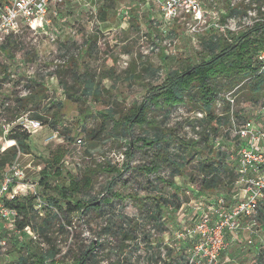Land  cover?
Instances as JSON below:
<instances>
[{"label":"rangeland","instance_id":"374dc122","mask_svg":"<svg viewBox=\"0 0 264 264\" xmlns=\"http://www.w3.org/2000/svg\"><path fill=\"white\" fill-rule=\"evenodd\" d=\"M142 4L140 0L67 1L57 8L56 14H50V24L41 25L37 32L25 29L9 39L7 49H0V129L2 121L10 122L20 117L35 119V111L41 113L42 127L30 133L29 152L22 153L19 162L25 172V182L33 184L25 190L26 195L39 197L33 201L36 216L32 221L44 227L42 218L46 214L52 216L45 234L29 227L20 233L14 222L0 221V264H16L25 254L26 245L38 252L53 246L59 264H78L81 252L89 249L92 241L96 247L91 254L93 261L88 264H130V250L132 254L138 251L153 254V260H145L143 253L146 264H184L189 245L176 238L175 233L190 227L198 217L197 212L206 205L203 196L196 193L199 186L196 166L207 156L215 159L219 151L237 154L236 141L228 127L232 123L231 115L240 109L248 115L257 103L264 101V96L250 100L246 85L236 94V102L227 111L228 100L224 94L242 77L231 83L220 78L213 111L215 117L223 115L225 122L219 125L217 135L210 131L214 119L202 116L196 99L188 98L185 103L170 108L168 113L161 106L150 105L147 121L134 125L132 136L126 138L119 136L120 128H112L111 120L99 113L111 108L116 119L140 103L149 88L161 83L169 72L209 59L205 42L213 35L222 38L231 32L208 27L213 22L212 15H217L222 25L231 9L237 11V26L242 27L231 32L237 34L264 19V0L205 1V22L197 26V32L188 26L195 25L192 19L176 20L170 25L158 20L154 24L152 20L159 19V13L153 7L145 9ZM98 6L104 8L105 20H101ZM249 21L253 23L245 25ZM51 35L55 37L52 41ZM156 38L170 44L161 41L155 44ZM64 44L66 47L61 46ZM75 49H79L78 55L69 54L68 59L76 63L79 73L91 77L93 84L99 86L97 96L82 95V84L73 80L67 63H62L64 55ZM60 81L67 86L63 87ZM41 85L47 96L41 100L40 109L36 110L29 103L31 109L22 110L17 99ZM56 102L61 106L55 105ZM52 117L58 120L54 128L45 124L52 121ZM101 123L106 125L107 132L102 140L93 141L90 133ZM158 129L171 136L160 142L159 147H141L140 142L137 143L128 161L129 168L124 169L130 138H151ZM203 131L211 135L206 145L200 140ZM190 141L197 145L186 147L184 143ZM7 147H11L10 142L3 150ZM58 152L61 153L60 172L53 173L48 163ZM179 156L185 158L186 165L182 167V174L174 175V168L166 159ZM143 165H156L157 171L147 173L141 169ZM111 167L122 170L121 175ZM44 168L49 171V177L45 178L46 184L41 185L40 171ZM84 174L92 178L88 196L99 200L100 206H91L84 214L74 212L65 221L61 211L53 218L56 210L48 203V196L54 195L53 186L67 185L70 178ZM109 182H112L111 190L106 191ZM86 197L85 194L82 198ZM158 207L161 226H157L149 214V211L155 213ZM128 219L132 220L133 232L124 240L122 233L129 230ZM250 230L254 231L253 236ZM145 234L147 245L141 242L146 240ZM249 236L252 244L246 245ZM226 238L223 264H252L264 247V223L257 221L249 229L243 228L239 240L232 241L229 233Z\"/></svg>","mask_w":264,"mask_h":264},{"label":"trees","instance_id":"16d2710c","mask_svg":"<svg viewBox=\"0 0 264 264\" xmlns=\"http://www.w3.org/2000/svg\"><path fill=\"white\" fill-rule=\"evenodd\" d=\"M97 11L101 14V20H105L104 8L98 6ZM237 13V11L231 9L229 14L233 15ZM9 39H7L6 43L1 46L2 50L7 49ZM88 41L89 39H86L85 42L88 43ZM205 45L209 51V59H204L194 64L189 63L183 66V68L180 70H173L169 72L166 74L161 83L152 85L149 88L147 95L140 103L133 105L127 113L119 115L118 118L114 119V110L111 108H108L106 113H99V115L111 120L112 128L115 130L120 128V133L118 135L126 138L127 136H132V129L134 125H141L147 121L146 115L150 105L161 106L166 110V113H168L170 108L177 104L185 103L188 98L196 99V101L200 103V111H202V116H208L210 120L214 119V126L211 127L210 131L217 135L220 128L219 125L222 126L225 122L223 115H217L215 117L213 111V104H216V101L218 100L216 96L219 93H217L216 89L219 85L218 82L220 78H226L228 79V83H231L233 80H237L242 77L238 83L234 84L226 91L228 92L232 90L241 83V85L236 89L234 96L242 91L246 85L249 87L250 100L261 95L262 97L264 96V68L261 69L263 63H261V61L258 59L260 51L264 48V19H262V21L255 22L252 27H248L244 31L237 34L232 35L231 32H228V36H224L222 38L213 35L205 42ZM61 46L66 47L65 44ZM70 62L71 61L67 59L64 63H67L66 65L69 68L68 70L72 72L73 80L82 84V95H99V86L93 84L92 78L85 76L86 74L84 75V73H79L77 67L75 66L76 63ZM73 68L75 70H73ZM64 71L68 72L67 69ZM60 83L63 87L67 86L63 81H60ZM44 90L45 87L41 85L40 88L29 91L28 94L23 98H18L16 102L22 110H30L31 107H29V103H31L33 108L38 110L40 109L41 100L47 96L46 93H44ZM55 105L60 107L61 103L56 102ZM226 105V110L228 111L230 107L228 101ZM254 105L256 104L254 103L253 106ZM256 108H254V110ZM244 113L245 110L241 109L235 112L233 121L231 120L232 123L228 126L231 132L235 125H239L242 122L243 118L254 116L252 111H249L248 115ZM34 118L41 120V123H43L41 113L35 111ZM57 122L58 120L52 117V121H46L45 124L51 128H54L57 125ZM205 131H203V133L200 135V140L206 145L209 136L211 135ZM106 132V125L101 123L97 129L91 131V139L93 141L102 140L103 135ZM228 134L230 133L227 132L226 135ZM29 135L30 133L26 132L25 130H20L16 125L13 127L9 137L14 139L15 143L11 145V147L5 148L0 153V171L3 172L4 169L13 161V159L16 157L17 151H20L21 153L29 152ZM170 136L171 133H164L158 129L151 138L141 136L130 138L125 150L126 163L124 165V169L129 168L128 161L133 157L137 143L140 142L141 147H159V143L164 139H168ZM234 140L237 141V138H234ZM184 144L186 147L188 146L192 148L197 145L193 143V141L185 142ZM234 155L235 154L232 153L219 151L215 159H210L207 156L205 161L198 162L195 175L199 179V186L196 190V193L203 196L206 204H210L218 196H226L225 198L228 201L235 191L238 173L236 161H233L232 159ZM60 157L61 153L58 152L53 156V161L48 163V168L53 169V173L60 172L58 163ZM166 162L173 166L174 175L182 174V167L184 168L186 165L185 158L182 156L174 159L167 157ZM107 167L110 166L108 165ZM141 169L147 173L156 172L157 166L143 165ZM111 170H115L119 176L122 173V170H116L114 167H111ZM40 174L41 176L39 183L44 185L46 184L45 178L49 177V171L44 168L40 171ZM190 179L193 180L194 177L190 176ZM161 180L165 182L163 179ZM111 186L112 182H109L106 185V191H110ZM91 188L92 178L91 175L87 174H84L81 177L75 176L70 178L67 185H54V195L48 196V203L50 204L49 206H52L56 210V212H53V218H56L58 212L61 211L65 214V217H63V220L65 221L67 216L74 212H80L81 214H84L89 208H91V206H95V208L100 206L101 203L94 205V203L99 200L88 196ZM85 194L87 197L82 198L85 196ZM37 199H39V197L36 195L31 196L28 194H17L11 200H5V204L8 207L14 209L17 213L14 223L18 232L22 233L25 227H29L34 231L40 230L41 232L46 233L49 222L52 218L51 215L46 214L45 217L42 218V221L45 223L44 227H38L32 221V219L36 216V210L33 201H36ZM105 200L106 199L103 198L102 202ZM159 208L160 207L156 209L155 213L149 211V214H151V220L155 221V224H158L157 226H161L159 225L161 223L158 222L159 215L161 213ZM128 220L129 222L127 229L129 230L128 232L122 233L124 240L130 238V234L133 232V226L130 225V221L132 220ZM257 221L259 223H264V203L261 204V208L257 214ZM68 222L70 223V220ZM105 230L106 232H109V229ZM143 236H145L144 238H146V240L141 242L147 245V234ZM187 244H190L189 241H187ZM95 247L96 245H94L93 241L90 242L89 249H85L81 252L78 264H88V261H93L92 258L94 256L91 254L95 250ZM25 248V254L19 257L16 264H59L60 262L58 257H56L57 250L53 246L44 252H38L34 249H30L28 245H26ZM134 248L137 249L138 247L134 246ZM132 251L133 250L129 251L130 258L128 260L129 262L134 261L133 264H146L145 260H153V254H151L149 251V253L138 251L136 253L134 252L133 254ZM143 253L146 254L145 260ZM97 262L98 261H96V263ZM162 264L168 263L163 262ZM252 264H264V247L255 256L254 262Z\"/></svg>","mask_w":264,"mask_h":264},{"label":"built area","instance_id":"2783aa9c","mask_svg":"<svg viewBox=\"0 0 264 264\" xmlns=\"http://www.w3.org/2000/svg\"><path fill=\"white\" fill-rule=\"evenodd\" d=\"M67 1L76 0H0V49L7 39L21 34L25 29L37 32L41 25L50 24V14H56L57 8ZM140 1L143 2V6L147 5L149 10L153 7L159 13V19L152 17L154 24L158 20L170 25L176 20L192 19L195 25L190 23L188 26L191 31L197 32V26L205 22L203 0ZM122 13L125 14L124 11ZM236 16V14L230 15L227 21L220 25L219 18L213 14V22L208 27L221 31H236L242 27V25L237 26L239 19ZM252 23L249 21L245 25L250 26ZM54 38L53 35L50 36L51 41ZM160 41L170 44L169 41L158 38L155 39V44ZM78 52L79 49H75L64 55L62 63L68 59L69 54L77 55ZM258 59L263 63L261 69L264 68V48L260 51ZM240 85L241 83L224 94L232 106L235 103V91ZM253 114L254 116L243 118L242 122L232 129V137L237 138L235 161L238 179L230 199L227 201L224 196H218L197 212L198 217L190 227L175 233L176 238L190 243L184 264H223L221 259L227 248L226 234L231 235L232 241L239 240L243 228L249 229L257 223L260 205L264 203V101L259 102ZM233 118L231 115L232 121ZM15 125L28 133H33L42 127L40 120L27 117H20L10 122L2 121L0 151L7 143L10 142L11 145L15 143V140L9 137ZM77 141L81 142L80 139ZM21 154L17 151L16 157L0 175V221H15L17 213L5 204V200H11L17 194L25 195V190L33 186L24 180L25 172L19 162ZM27 228L25 227L24 230ZM249 232L251 236L255 234L253 230ZM251 236L244 244H252Z\"/></svg>","mask_w":264,"mask_h":264},{"label":"crops","instance_id":"0c3cea01","mask_svg":"<svg viewBox=\"0 0 264 264\" xmlns=\"http://www.w3.org/2000/svg\"><path fill=\"white\" fill-rule=\"evenodd\" d=\"M205 1H208V0H203V2H202V6H203V8H204V5H205V4H204ZM144 8L147 9V10H149V9H148L149 7H148L147 5H145ZM130 263L133 264L134 261H133V262H130Z\"/></svg>","mask_w":264,"mask_h":264},{"label":"water","instance_id":"95a60500","mask_svg":"<svg viewBox=\"0 0 264 264\" xmlns=\"http://www.w3.org/2000/svg\"><path fill=\"white\" fill-rule=\"evenodd\" d=\"M98 203H99V201L95 202L94 205H96V204H98Z\"/></svg>","mask_w":264,"mask_h":264}]
</instances>
